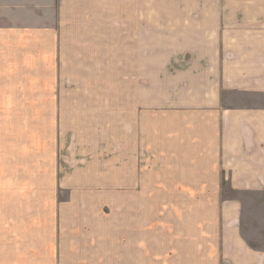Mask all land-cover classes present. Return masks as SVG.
Segmentation results:
<instances>
[{"label": "crops", "instance_id": "obj_1", "mask_svg": "<svg viewBox=\"0 0 264 264\" xmlns=\"http://www.w3.org/2000/svg\"><path fill=\"white\" fill-rule=\"evenodd\" d=\"M94 30L137 62L114 215L69 167L0 165V264H264V0H0V110L47 108Z\"/></svg>", "mask_w": 264, "mask_h": 264}, {"label": "rangeland", "instance_id": "obj_2", "mask_svg": "<svg viewBox=\"0 0 264 264\" xmlns=\"http://www.w3.org/2000/svg\"><path fill=\"white\" fill-rule=\"evenodd\" d=\"M90 32L101 41L85 44L78 35L79 43L64 49L65 59L73 49L74 58L54 63V85L44 88L47 108L0 110V165L69 167L72 184L67 186L96 191L89 199L98 197L113 216L115 191L105 187L99 169L113 171L116 154L122 155L124 166H131V140L116 126L121 110L115 101L130 103L137 62L131 46L118 43L114 30L104 31L105 36L103 31ZM23 114L29 126L19 125ZM9 120L11 126L5 125ZM75 168L84 172V179L73 173Z\"/></svg>", "mask_w": 264, "mask_h": 264}]
</instances>
